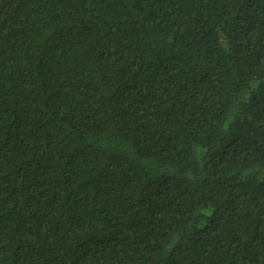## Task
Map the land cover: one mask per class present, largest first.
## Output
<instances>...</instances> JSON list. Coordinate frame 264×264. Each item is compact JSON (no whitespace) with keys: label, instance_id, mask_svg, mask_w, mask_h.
Instances as JSON below:
<instances>
[{"label":"trees","instance_id":"1","mask_svg":"<svg viewBox=\"0 0 264 264\" xmlns=\"http://www.w3.org/2000/svg\"><path fill=\"white\" fill-rule=\"evenodd\" d=\"M0 264H264V0H0Z\"/></svg>","mask_w":264,"mask_h":264}]
</instances>
